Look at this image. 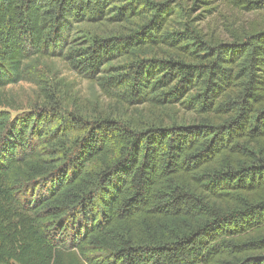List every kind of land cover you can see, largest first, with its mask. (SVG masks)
Masks as SVG:
<instances>
[{
	"label": "trees",
	"instance_id": "obj_1",
	"mask_svg": "<svg viewBox=\"0 0 264 264\" xmlns=\"http://www.w3.org/2000/svg\"><path fill=\"white\" fill-rule=\"evenodd\" d=\"M187 1L0 0V264H264V0Z\"/></svg>",
	"mask_w": 264,
	"mask_h": 264
},
{
	"label": "rangeland",
	"instance_id": "obj_2",
	"mask_svg": "<svg viewBox=\"0 0 264 264\" xmlns=\"http://www.w3.org/2000/svg\"><path fill=\"white\" fill-rule=\"evenodd\" d=\"M211 1L213 2V5L210 7L215 9L213 12L214 15L210 16L205 23L215 26L218 32L221 31L222 37L224 39H228V32L226 31L227 29H237L242 22L251 21L259 17L254 16V14H247L243 11H238L237 9L228 7L223 2V0ZM184 3L186 6H191V3L187 0H184ZM199 13H202L201 10H199V8H195L194 15ZM61 75L65 77L66 80L71 81L74 84V88H76L82 96H88L92 92V89L89 88L88 82L86 80L80 79L74 73L68 72L64 68H61ZM7 90L19 99V102H21L23 105L22 107H25V104L33 99L35 87L28 83L22 82L8 87ZM16 114L17 113H12V116H15Z\"/></svg>",
	"mask_w": 264,
	"mask_h": 264
}]
</instances>
